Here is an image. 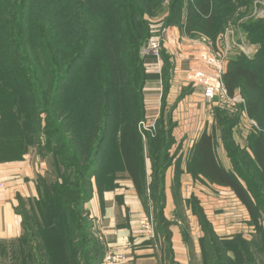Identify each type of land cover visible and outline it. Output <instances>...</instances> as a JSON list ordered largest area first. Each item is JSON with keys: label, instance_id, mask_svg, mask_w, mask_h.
<instances>
[{"label": "trees", "instance_id": "obj_1", "mask_svg": "<svg viewBox=\"0 0 264 264\" xmlns=\"http://www.w3.org/2000/svg\"><path fill=\"white\" fill-rule=\"evenodd\" d=\"M88 1L93 3L91 0ZM102 1L109 2L105 5L106 7L116 5L108 12L100 14L103 17L107 14L116 16L122 35L117 42L110 43L105 40V47L95 56L98 57L102 53L112 56L113 53L122 48L120 57L125 63L121 66L120 80L116 81L115 88L111 89L110 93L106 89L103 95V104L100 102L95 105L93 109L95 113H93L92 119L87 116L89 128L86 133L81 131L82 127H79V123L74 119L72 112L62 113L58 108L63 98V85L65 81L71 79L72 69L88 55L89 51L93 50L98 33L85 35L89 31V26H92L86 21L91 22L94 16L97 18V22L101 21L95 14L96 11H82L81 18L84 14L83 18L75 21L82 27L79 34L74 29L71 31V35L62 37L52 34L51 30H43L39 42V30L29 33L26 27L29 21L27 0H9L10 4L2 8L5 22L2 24L0 33L2 31L3 40H11L13 47L19 40L24 46L20 52L1 56L0 65L3 68H0V95L11 97V102L0 106L1 131L5 136L9 132V126L14 130L13 134L16 133V136L22 141L23 151L19 155L12 156L18 157L30 147H38L40 150L52 153L63 168V172L59 174L56 183L51 186H40V195L36 202L37 214L25 217L23 240L22 244L19 245L22 251L18 254L14 253L9 264H55V261L59 259L58 255L61 257L62 264L64 262L65 264H101L103 262L104 256L96 252L99 241L94 236L93 225L86 204L92 196V179L94 177L100 179L107 173L105 166L100 165L98 160L100 149L105 142L106 144L109 143V140L105 141L108 137L112 138V142L114 139L116 140V134H112L110 130L112 112H110L109 98L128 90H136V87L130 84L128 70L139 60L138 68L142 69L143 67L144 62L142 63V59L139 58L141 45L147 43L152 36L151 29L147 25L144 26L145 19L143 20V18L144 13L151 14L149 9L152 6V0ZM171 1L179 2V0ZM187 1L186 27L184 30L178 27L181 33L184 36L191 35L193 27L198 26L202 34L215 37L218 34H214L212 31L220 25L223 16H218V7L214 11L213 5L222 4V9L227 11L233 10L234 6L252 3L254 0ZM96 3L101 6L97 0ZM83 5L86 6L87 4L83 3ZM164 19L168 22L173 18L167 16ZM166 23L165 25L168 26L173 25ZM99 27V25L96 26V28ZM241 31L246 36L247 41L249 40L247 43L249 46L259 43L261 48L255 55L252 54L253 56L248 57L238 50H233L228 57L224 83L230 96H234L238 89L247 95V113L249 117L253 118L263 114L264 87L260 79V71L261 62L264 61V40H262L264 23L253 20L251 23L243 24ZM144 32L145 34H143ZM141 37L144 41L140 40ZM133 41L134 44L131 46ZM133 46L136 48L134 51H132ZM129 52L131 56H128ZM163 55L164 57L168 56L166 53ZM92 59L90 57V61ZM62 74L63 77H61ZM142 77L143 82L141 81L140 85L143 89L148 74L142 73ZM6 79L8 80L6 81ZM10 79L13 81L10 82ZM10 90L13 91L12 94ZM143 96L144 94L141 95L138 114L133 118L127 117L126 121L129 122L121 126L119 129L120 140H117L126 169L141 197L143 194L144 168L141 169L138 160L137 128L138 122L144 120L146 115ZM5 101L2 103L5 104ZM89 107H91L90 104ZM4 116L9 118V124H6ZM162 121L163 119L159 122L162 123ZM172 127L170 126L168 129L171 130ZM90 130L93 133H90ZM161 130H165L163 125L157 126V131L160 132ZM12 139L13 142H11L9 135L3 140L0 133L1 157H7L6 148L12 150L16 148L15 135H12ZM216 145L215 128L211 129L210 132L204 131L200 135L190 151L192 168L195 167L192 170L195 171L198 168V171L202 172L212 183L232 190L247 209L250 223L254 226L256 233L261 234L264 239V137L258 136L252 146L253 156L250 159L253 160L255 168L261 175L254 174L252 178L240 172L237 161L231 163L240 178L234 171L226 168L219 161ZM115 157V151L112 155L107 154V161L109 162L110 158L114 160ZM104 165L107 167L108 164L104 162ZM166 167L167 164L161 172H164ZM74 171L78 178L74 177L73 184L81 183L82 187L87 188L84 192L77 191V188L69 185L70 172ZM75 173L73 174L75 175ZM162 182L161 174L159 184L162 185ZM258 187H261V190H258ZM71 191L72 193L76 192L79 197L72 198L69 196ZM45 201H50L49 203L46 202L47 206L44 205ZM155 208L154 206V210ZM50 213L57 219L53 224L47 220ZM73 216L81 220L79 226L72 220ZM159 216L160 224L158 225L170 226L164 217L163 208L162 211L160 209ZM84 222L85 224H82ZM201 227L204 231V235L200 238L202 264H264V259L258 262L253 259L250 243L245 242L240 235L235 239H223L218 236L208 221H205L204 224L201 222ZM159 230L165 239H170V232L164 231L162 226L159 227ZM48 235H51L49 239L47 238ZM51 240H54L52 242H55V248H51L54 247V245H50ZM80 240L82 242H79ZM241 241L245 243V246L238 248L237 245ZM231 245L235 247L230 248ZM52 249H54V253L51 251ZM166 251L172 253L171 247L167 248ZM1 264H5L4 261Z\"/></svg>", "mask_w": 264, "mask_h": 264}, {"label": "rangeland", "instance_id": "obj_2", "mask_svg": "<svg viewBox=\"0 0 264 264\" xmlns=\"http://www.w3.org/2000/svg\"><path fill=\"white\" fill-rule=\"evenodd\" d=\"M91 2L93 3H90L88 0H27V11H29V21L26 27L29 33L31 31L33 32L39 30L38 41L40 40V35L43 30H51L53 32L52 34L58 36L60 35L62 37L71 35V31H74V29L77 31V34H79L80 29L82 27L75 23V21L81 18L82 11H96L95 14H97L98 17L101 19V21L97 22V18L94 16L91 22L86 21L92 26H89V31L86 32L85 35L96 34V32L98 33V35L95 40L93 50L91 52L89 51L88 55L75 65V67L72 69L71 79L65 81L62 93L63 98L58 108V110L62 113L72 112L74 119L77 120V122L79 123V127L83 128H81V131L84 133L88 132V117L90 119L93 118V113H95L93 109L95 108V105L100 102H102L103 104L104 93L106 91H109L110 93L111 89L115 88L116 81L120 80L119 75L121 71V66L125 63L120 57L122 48H120V51L117 50L116 53H113L112 56H109L105 53H102L98 57L95 56L96 53L102 51L103 47H105V40L109 41L110 43H113L114 41L117 42L119 39H121L122 30L118 25L116 16L107 14L105 17H103L100 14L103 12H108L109 10L115 8L116 5L113 4L111 7L109 5L106 7L105 5L109 2L105 3L102 0H97V2L101 4V6L97 5L96 0H91ZM139 2L141 3V1ZM83 3H86L87 5L84 6ZM171 3H173V5H171ZM9 4V0H0V30L2 28V24H4L5 22L4 15L2 13V8ZM151 4L152 6L149 9L151 10V14L149 15L147 13H144L143 20L145 19L144 26L147 25L151 29L152 36L162 34L163 29L168 26L165 25L167 20L164 19L167 16H170L173 19H170V21H168L166 24L170 23L177 28L179 27L183 30L185 29V23L187 20V0H179V2L176 3L175 1L172 2L171 0H152ZM139 6L141 5L139 4ZM213 7L214 11L218 7V16H223L220 25L212 31L214 32V34L217 33L218 35H216L215 37H212L213 35L207 36L200 32L198 26L196 28L193 27L191 35L185 36L189 39L184 40L185 45L198 44L199 41L206 39L212 44V46L216 48L219 42L220 35L231 23L239 25L240 28H243V24L251 23L253 20L261 21L262 23H264V0H254L252 3L239 5L237 7L234 6L233 10L227 11H224L222 9V4L213 5ZM218 20H220L219 17ZM97 25H99L100 27L96 28ZM85 30L87 31L86 27ZM139 32L141 33L142 31ZM1 33L0 61L1 56H9L12 55L14 52H20L24 46L19 40H17L16 46L13 47L11 45L12 41H9L8 39L3 40V34ZM240 33L243 34L242 31ZM143 34H145V32ZM140 40H143V37H141ZM262 40H264V36ZM247 43H249V40L247 41ZM133 44L134 41L131 46ZM145 44L147 43H144V45L142 43V48L139 55V58L142 59V63L144 62L145 56L143 54V48ZM251 48L253 51V55H255L260 50L261 44L256 43L255 45H252ZM135 49L136 48L133 46L132 51H134ZM230 55L231 53L229 54V57ZM253 55L251 54V56ZM128 56H131L130 52L128 53ZM244 56L248 57L249 55L245 54ZM90 57L93 58L91 61ZM139 65L140 60L137 61L135 65L129 67L128 70L130 84L132 86H135L136 90H128L124 93H118L113 96H110L109 98L110 112H112V122L110 130L112 134L118 135V137H116V142L117 140H120L119 129L123 124L127 122V117L133 118L136 114H138L139 103H141V95L143 94V89L140 85V83L143 82L142 73L147 74L148 72L145 68L144 63L142 69L138 68ZM261 66L262 68L260 71V79L264 87V61L263 63L261 62ZM0 68H3V66L0 65ZM63 76L64 75L62 74L61 77ZM7 80L8 79H6V81ZM11 81L13 80L10 79V82ZM187 89L190 91V93L191 91H202L200 87H195L193 85H189V88ZM10 93L12 94L13 91L10 90ZM183 94V92L180 93L177 99L179 100L181 97H183ZM231 97L234 100L231 101L229 104L227 102L225 104L219 103L214 107V115L212 119L210 118L211 121L209 122V125L207 127L209 128V130L213 128L216 129V148L219 147L221 150L222 161L225 163L227 160L229 162L228 165H230V170L234 171L235 174L237 173L235 172L231 162L237 161L240 166V172H243L244 174L252 178L254 174H259L257 168H255L253 160H251L250 157L253 156L252 146L256 138L258 136L264 137V97L262 100L263 114L253 118L248 116V98L242 90L238 89L235 92L234 96ZM10 100L11 97L0 95V106L8 104L9 102H11ZM2 101H5V104L2 103ZM174 101H176V99ZM174 101L171 102V104L174 103ZM176 102L174 103V106L176 105ZM89 104L91 105V107H89ZM170 111L171 108H169V110L167 111V115H165V117L163 118L162 123H160L159 121L155 123L156 128L155 125L154 127H147L146 119L140 120L138 122L137 128V143L139 148L137 150V153L139 154L138 160L141 164L142 170L143 168H146V155L144 149L145 142L148 147V156L150 159V167L153 178V182H151L152 202L153 205L156 207L154 211L152 210V212H150L149 210V217L155 225L160 224L159 213L160 209L162 211V208L165 204L164 196L161 193V184H159V182H161V174L163 173L161 172L162 168H164L165 164L170 163L174 159V157L178 155L179 158H184L188 160V167L190 169L192 168L190 156L191 154L181 153L179 145L175 146V148L173 147L175 138L172 136L168 128L170 126H174L175 121L172 120ZM5 118L6 124H9V118ZM1 120L2 117H0V124ZM159 125H163V128L165 130H161L160 132H158L157 126ZM8 130L9 132L4 136L0 126L1 139L4 140V138L10 135L11 142H13L12 135H15L17 145L16 148L13 150L6 148V152L8 154L7 156L9 157L12 155H19L24 149L22 141L16 136V133L13 134L14 130L9 126ZM90 133H93V131L91 132L90 130ZM111 139L112 138L110 137H108L107 140L105 139V141L109 140V143L106 144V142L104 141L105 143L100 149L98 160L100 162V165H103L106 168V165H104L105 162L112 169L113 164L111 166V161H107V154L112 155L114 153L116 145L115 139L113 140V142ZM229 156L232 157L230 158ZM118 168H120L119 164L113 166L114 170ZM73 173H75V171L70 172L69 185H71L73 188H77V191L84 192L87 188L84 186L82 187L81 183L73 184V182L75 181L74 177L76 176L78 178L77 173H75V175ZM237 176L239 177L238 174ZM259 176L261 175L259 174ZM178 184L176 185V187H178ZM260 188L261 187H258V190H261ZM207 191H209L210 193V198L202 197V199H199V197H187L182 194H179V192L182 191H177V195L175 196L177 206L180 208V217L184 220V233L180 236V238H182V242L187 245L185 246V255L188 257L190 256V263L202 264L201 249L200 251L195 252L194 245H196L195 241L198 242V236L201 235L202 237L204 235V231L201 227V222L204 224L205 221H208L212 225L218 236L222 237L223 239H235L238 235H240L245 240V242L247 241L248 243H250V251L252 253L253 259H255L256 262L260 261L261 259L263 260L264 239L261 234L256 233L254 226L250 223V216L247 209L244 207L243 204L240 203L238 198L235 196L234 192L227 187H217L216 189L210 187L207 189ZM215 193H217L218 196L222 198L226 203V205H224L226 209H224L223 212L217 211V209L215 208L216 202L214 201V199H212V194L216 195ZM68 195L72 198L79 197L76 192L72 193V191L69 192ZM142 199L145 200L144 198ZM46 202L49 203L50 201H45V206L48 205ZM48 216V222H52L53 224L55 223L54 221H57V219L52 213H50ZM72 220L77 226L81 224V220L77 219L75 216H73ZM82 224H85V222ZM162 227L164 231L166 230L171 234L173 233L171 225L168 227L162 225ZM189 232H192L193 237L192 235L190 236ZM50 236L51 235H48L47 238L49 239ZM94 236L99 241L98 230L94 231ZM54 240L50 241V245H54V247L51 248L56 247L55 242H52ZM79 242L82 241L80 240ZM170 244V239H165L163 248H165L164 258L166 260V264H173V262H176V260L174 259V250L171 248L172 253L166 251L167 248L171 247ZM244 246L245 243L242 241L237 245L238 248H242ZM233 247L235 246L231 245L230 248ZM51 251L54 253V249H52ZM230 253L232 254V251H230ZM179 255L183 256L182 254L178 253L177 256ZM58 257L59 259L58 261H55V264H62L61 257L59 255Z\"/></svg>", "mask_w": 264, "mask_h": 264}, {"label": "crops", "instance_id": "obj_3", "mask_svg": "<svg viewBox=\"0 0 264 264\" xmlns=\"http://www.w3.org/2000/svg\"><path fill=\"white\" fill-rule=\"evenodd\" d=\"M190 46L186 44L184 54L176 58L169 54L166 58L163 56L161 63L150 56L144 58L148 71L143 88L147 127H154L171 108V117L175 121L170 130L175 138L172 146L175 148L179 145L181 153L184 154L190 153L204 131H211L207 126L214 115L204 101L203 85L192 82L190 78L191 63L187 59ZM189 85L200 87L202 91L190 93L187 89ZM182 92L183 97L178 100ZM173 101L176 102L175 106L174 103L171 104ZM115 145L116 157L109 160L111 166L119 164L120 168L114 170L113 166L111 169L107 165L105 176L92 179V196L86 204L93 231L99 232V246L96 252L102 256L108 252L124 254L126 259L116 264H166L163 248L165 237L159 230L162 225H155L152 221V232L142 225V220L154 211L151 192L153 178L147 144L144 143L146 168L142 177V197L145 202L126 169L116 140ZM216 150L219 161L230 169L229 162L222 161L220 148ZM178 156L167 164L162 173L161 193L165 202L163 214L173 229L170 246L174 250L176 264H191L190 256L185 255L187 245L180 238L184 233V220L180 217V208L175 201L177 191H182L179 194L187 197L202 199L210 198L208 188L224 186L212 183L198 168L193 171L195 168L188 167V160ZM62 172L63 168L58 164L56 157L38 147H30L18 157L0 156V264L2 261L5 264L11 263L14 253L22 251L19 245L23 240L24 220L26 216L37 214L36 202L40 195V186L53 185ZM215 194H212V199L216 202L215 208L223 212L226 203ZM199 238L198 242L195 241V252L200 251ZM178 253L183 256H177Z\"/></svg>", "mask_w": 264, "mask_h": 264}, {"label": "built area", "instance_id": "obj_4", "mask_svg": "<svg viewBox=\"0 0 264 264\" xmlns=\"http://www.w3.org/2000/svg\"><path fill=\"white\" fill-rule=\"evenodd\" d=\"M240 32V26L231 23L220 35L216 48L208 40L203 39L198 44H190L188 49L187 59L191 63L190 78L192 82L203 85L204 101L213 114L217 104L226 102L229 104L234 100L228 94L224 83L227 56L229 57L233 50L249 56L253 54L251 46L247 44L246 36ZM185 36L173 25L165 27L161 35H153L148 40L143 50L144 58L150 56L161 63L163 53L174 58L184 54V40H187ZM142 225L147 231H153V223L149 217L142 220ZM125 259L126 256L122 253L108 252L104 255L103 263L116 264Z\"/></svg>", "mask_w": 264, "mask_h": 264}]
</instances>
